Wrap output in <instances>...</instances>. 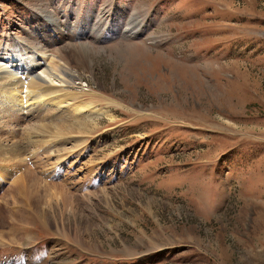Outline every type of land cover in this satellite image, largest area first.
<instances>
[{
    "label": "rangeland",
    "instance_id": "obj_1",
    "mask_svg": "<svg viewBox=\"0 0 264 264\" xmlns=\"http://www.w3.org/2000/svg\"><path fill=\"white\" fill-rule=\"evenodd\" d=\"M18 49L66 65L62 106L91 116L40 109L61 145L20 127L0 264H264V0H0Z\"/></svg>",
    "mask_w": 264,
    "mask_h": 264
},
{
    "label": "bare ground",
    "instance_id": "obj_2",
    "mask_svg": "<svg viewBox=\"0 0 264 264\" xmlns=\"http://www.w3.org/2000/svg\"><path fill=\"white\" fill-rule=\"evenodd\" d=\"M10 52L0 55V162L13 163V161L19 162L21 152L25 150V144L22 143L21 137L24 131L20 127L23 126L22 124L30 115L36 112L38 116L36 130L39 134L35 132L38 139L37 143H47L49 142L47 139L50 137L61 145L64 141L72 138L69 135L72 127L69 128L68 124H59V121L62 120L63 115H69L70 113H72V117L76 116L78 118L79 115L81 118L80 115H82L81 113H83L86 106H83L82 102L79 103L77 98L73 96L72 100H76L77 104H67V107L62 106L65 102L61 101V97H63L62 95H70L67 90L72 83L71 79L74 77L66 65L62 66L59 62L57 69L50 70L45 68L38 75L33 73V68H42V64L38 63L37 58L28 57L26 51L24 52V50L20 49L11 50ZM21 53L25 54V60H22L19 56ZM52 60L53 58H51ZM18 61H24L25 65L20 66ZM52 93H57L58 95L49 98ZM55 99L57 101L50 104ZM40 109H43L40 114L43 112L47 113L48 109H51L52 111L48 113H54L55 117L53 120L59 123L51 125L50 120L45 118V115H39ZM93 109L92 107L91 110ZM82 116L90 118L91 114ZM48 129L53 132L52 135H40V133H51L50 131L48 132ZM41 149H44V146ZM4 178V176L0 175V179ZM24 187H27V190H24ZM35 187L36 184L30 172L26 175L25 180L20 185H17V189L21 194L26 192L29 195H31L30 190L32 188L37 189ZM21 199H24V197ZM24 202H27V200Z\"/></svg>",
    "mask_w": 264,
    "mask_h": 264
}]
</instances>
